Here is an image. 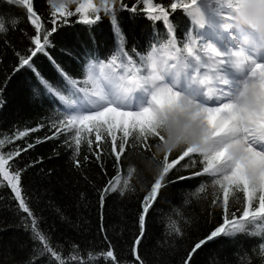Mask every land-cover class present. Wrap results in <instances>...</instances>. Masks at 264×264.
Instances as JSON below:
<instances>
[{
    "label": "snow or ice",
    "instance_id": "6c2138e0",
    "mask_svg": "<svg viewBox=\"0 0 264 264\" xmlns=\"http://www.w3.org/2000/svg\"><path fill=\"white\" fill-rule=\"evenodd\" d=\"M7 2L26 10V19L35 28L31 37L34 48L16 53L17 70L27 67L35 71L34 57L38 53L48 55L46 49L57 31L58 20L66 24L69 17L78 16L76 22L91 26L102 19L101 13L110 17L115 46L106 61L97 58L87 64L82 80L66 73L54 60L61 80L50 81L39 73L37 76L64 110V118L51 124L54 131L48 139L69 137L75 146V166H81L76 157L82 144L86 143L91 150L95 143L99 159L103 151L100 144L109 138L116 167L130 149L139 147L151 153L147 159L158 172L141 201L140 234L133 242L131 264H146L139 247L146 218L161 190L168 184L200 176L210 179L202 182L193 195L199 198L209 184L217 188L219 194L213 193L211 203L222 208V222L194 243L184 264H190L197 250L209 242L237 234L260 238L262 242L253 251L258 250L264 264V32L258 25L246 24L242 15L252 0H167V4L164 0H138L142 4L140 9L136 3L129 7L124 0H48L54 25L50 29H45L33 0ZM73 4L74 11L70 9ZM169 8L172 14L180 9L190 18L191 27L181 31L180 36L177 23L170 19ZM123 10L132 14V22L141 12L150 20L162 22L167 39L145 52L128 48L124 18L118 14ZM8 22L16 27L22 20L12 17ZM8 30L6 19L0 16V33ZM29 131L34 130L0 139V178L26 214V227L31 229L33 240L41 245L42 252L50 254V264H121L110 241L100 251L82 254L73 245L71 252L64 254L63 246L53 244L51 237L39 228V218L21 183L25 169L17 167L16 162V157L33 145L5 153L7 143L22 139ZM189 169L198 170L188 176L177 175L175 180L169 176ZM135 171L130 166L127 176ZM127 190H131L128 179L121 181L117 176L110 180L100 190L101 208L106 195H124ZM101 221L100 231L105 233L103 213ZM187 223L186 220L183 226H177L172 221L170 227L183 236ZM104 239L108 240L106 235ZM242 264H252L251 257Z\"/></svg>",
    "mask_w": 264,
    "mask_h": 264
},
{
    "label": "trees",
    "instance_id": "16d2710c",
    "mask_svg": "<svg viewBox=\"0 0 264 264\" xmlns=\"http://www.w3.org/2000/svg\"><path fill=\"white\" fill-rule=\"evenodd\" d=\"M124 2L129 7L136 3L138 9L142 8L138 0ZM33 3L45 29L53 27L48 0H33ZM164 3L167 4V0ZM75 7V4L70 5L73 11ZM169 12L170 19L178 25V36L191 27L190 18L182 10L172 14L169 8ZM118 14L124 18L128 48L145 52L150 46H159L167 39L162 22L148 19L146 13L135 15L134 22L128 11ZM101 15L102 19L91 26L76 22L78 16L69 17L66 24L58 20L57 31L50 37L51 45L46 49L48 55L38 53L34 57L35 71L27 67L17 70L16 53H26L34 48L31 37L35 28L27 21L26 10L0 0V16L6 19L9 28L6 33H0V139L14 138L19 131L34 130L14 143H7L5 153L33 145L16 157L17 167L25 169L22 187L31 209L39 218V228L51 237L53 244L62 245L64 254L70 253L73 245H77L83 254L100 251L110 241L121 264H131L133 242L140 234L141 201L158 172L156 165L147 159L151 153L139 147L130 149L121 157V165L116 167L109 138L100 144L103 151L99 159L95 154V143L91 150L86 143L82 144L80 155L76 157L81 166H75V146L70 138L61 135L48 139L54 131L51 124L64 118V110L58 99L43 88L37 76L39 73L50 81L61 80L55 66L58 64L66 73L82 80L87 64L97 58L106 61L113 52L115 38L110 17ZM12 17H20L22 22L11 27L8 21ZM155 151L153 147L152 152ZM85 155L88 156L86 160ZM130 166L136 171L128 177ZM195 170L198 169L182 170L169 176L175 180L177 175L188 176ZM117 176L121 181L128 179L131 190L125 191L124 195L119 192L106 195L102 209L100 190ZM209 179L208 176L191 177L168 184L161 190L158 202L146 218L145 235L139 247L146 264H184L194 243L205 238L222 222V208L211 203L213 193L219 194L217 188L209 184L207 192L200 194L199 198L193 195L199 185ZM101 213L105 233L100 231ZM25 216L14 199V193L0 178V264H50V254L42 252L41 245L33 240ZM186 220L184 235H177L170 227L172 221L183 226ZM261 242L259 237L244 234L218 238L197 250L198 254L193 255L190 264H242L249 257L252 264H262L258 250L253 251Z\"/></svg>",
    "mask_w": 264,
    "mask_h": 264
},
{
    "label": "clouds",
    "instance_id": "9594fccd",
    "mask_svg": "<svg viewBox=\"0 0 264 264\" xmlns=\"http://www.w3.org/2000/svg\"><path fill=\"white\" fill-rule=\"evenodd\" d=\"M243 20L246 24L258 25L259 30L264 32V0L252 2L243 11Z\"/></svg>",
    "mask_w": 264,
    "mask_h": 264
}]
</instances>
